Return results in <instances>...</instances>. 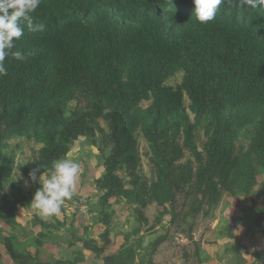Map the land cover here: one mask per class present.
Instances as JSON below:
<instances>
[{
	"label": "trees",
	"instance_id": "16d2710c",
	"mask_svg": "<svg viewBox=\"0 0 264 264\" xmlns=\"http://www.w3.org/2000/svg\"><path fill=\"white\" fill-rule=\"evenodd\" d=\"M193 11L192 0H41L32 22L44 31L20 21L12 51L24 59L7 57L0 76V215L10 223L39 187L9 184L12 141L40 144L31 163L47 171L80 137L95 143L98 134L95 219L104 229L66 240L74 258L48 263L0 231L11 264H78L85 251L102 264H156L167 235L146 246L134 236L164 227L165 217L186 233L183 264H203L195 218L223 195L239 200L257 186L262 205L252 200L246 217L264 230V5L223 0L207 24ZM112 200L134 205L138 222L118 245L110 239ZM149 206L157 208L151 221ZM31 222L40 227L37 245L62 236L57 216L34 213Z\"/></svg>",
	"mask_w": 264,
	"mask_h": 264
},
{
	"label": "rangeland",
	"instance_id": "374dc122",
	"mask_svg": "<svg viewBox=\"0 0 264 264\" xmlns=\"http://www.w3.org/2000/svg\"><path fill=\"white\" fill-rule=\"evenodd\" d=\"M179 78L180 76L177 77ZM94 140L95 143L80 137L65 157L77 161L82 171L73 198L65 202L60 215L57 216L62 222L58 230V234L62 235L60 238L44 239L40 245H37L36 233L40 227L34 226L31 222L32 215L36 213L29 204L32 198L28 205L18 206L14 218H9L10 223L7 222L8 218L0 215V231L3 234L14 233L17 236V247L36 254L44 263L56 259H73L74 247L67 246L66 240L75 237L97 238L104 229V225L95 219L100 193L94 187V179L101 175L102 160L98 151V134ZM139 140L140 151L143 153L145 141L143 138ZM11 144L16 148L15 165L9 184L20 182L26 187L24 181L28 179V173L34 169L31 161L40 144H33L24 139L14 140ZM141 163V172L148 174L149 168L144 157ZM259 179L264 183V173ZM32 185L33 183L29 182L26 188ZM255 189L250 196L241 197L239 200L225 194L218 205L208 209L207 214L201 211L195 218L192 235L201 247L203 264H264V230L250 220V217L249 219L246 217V214L252 215L250 208L252 200L259 207L262 205L261 186ZM111 203L110 210L113 214L110 239L118 245L123 233L130 232L138 222L135 220L134 205L124 200L121 202L112 200ZM156 211L155 206H149L145 210V215L151 221ZM168 221V217H165L164 227H157L152 234L142 231L134 238L142 239V244L146 246L158 235H167L165 241L159 245L154 261L156 264H183L182 247L189 244L186 233L175 225L169 228ZM83 254L85 259L78 264H102V260L94 257L90 251H85ZM0 255L3 264H11L2 242H0Z\"/></svg>",
	"mask_w": 264,
	"mask_h": 264
},
{
	"label": "clouds",
	"instance_id": "9594fccd",
	"mask_svg": "<svg viewBox=\"0 0 264 264\" xmlns=\"http://www.w3.org/2000/svg\"><path fill=\"white\" fill-rule=\"evenodd\" d=\"M255 8L257 4L264 5V0H241ZM41 0H0V76H7L8 70L5 64L7 57L22 61L24 55L20 51L13 52L15 42L24 33L20 21L28 22L32 32L44 31V23H33L32 14L40 6ZM194 5L193 15L197 22L207 24L215 19L217 11L223 0H192ZM40 168L44 171L41 174ZM80 164L71 158L54 160L51 167L45 170L40 164L28 173V179L24 181L27 187L29 182L38 183L31 202V208L36 215L47 221L50 217L59 216L62 206L67 200H71L76 190V185L81 175ZM23 179V177H20ZM147 243V242H145Z\"/></svg>",
	"mask_w": 264,
	"mask_h": 264
}]
</instances>
